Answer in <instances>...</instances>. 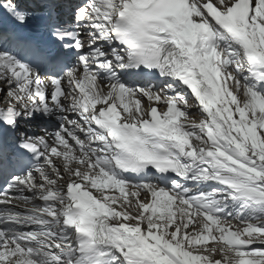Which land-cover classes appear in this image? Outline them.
<instances>
[{
  "label": "snow or ice",
  "instance_id": "snow-or-ice-1",
  "mask_svg": "<svg viewBox=\"0 0 264 264\" xmlns=\"http://www.w3.org/2000/svg\"><path fill=\"white\" fill-rule=\"evenodd\" d=\"M0 264H264V0H0Z\"/></svg>",
  "mask_w": 264,
  "mask_h": 264
}]
</instances>
